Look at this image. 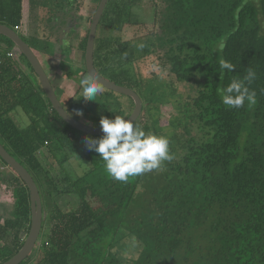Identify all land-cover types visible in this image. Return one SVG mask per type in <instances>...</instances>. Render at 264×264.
I'll return each mask as SVG.
<instances>
[{"label":"trees","instance_id":"1","mask_svg":"<svg viewBox=\"0 0 264 264\" xmlns=\"http://www.w3.org/2000/svg\"><path fill=\"white\" fill-rule=\"evenodd\" d=\"M49 1L30 0V27L31 40L52 56L54 42L78 31L77 24H68L58 12L66 5L80 11L85 0H61L40 15ZM22 2L0 0V23L16 30ZM146 4L155 30L130 40L98 37L99 28L120 32L139 24L138 9ZM55 17L62 27L51 41L49 25ZM40 31L46 33L43 38ZM88 33L89 27L78 43L80 64L56 60L68 79L78 65L81 79L88 74ZM14 48L0 34V142L30 172L43 206V238L35 256L20 264H264V0H108L97 27L95 67L140 95L142 111L134 122L167 136L174 157L127 183L113 180L99 154L87 149L85 137L100 135L77 130L60 117L27 58L7 55ZM149 57H157L178 82H197L195 93L182 98L174 83L155 70L146 75L136 70ZM221 58L235 68L221 75ZM247 68L257 74L249 85L256 104L225 106L218 90L242 78ZM102 89L97 101L87 100L79 97V85L62 104L94 126H100L101 116L129 117L133 99ZM167 103L175 112L164 125L161 106ZM23 117L29 118L24 126ZM78 144L86 150L79 174L68 168ZM13 172L14 215L0 222V264L23 246L31 225L29 188Z\"/></svg>","mask_w":264,"mask_h":264},{"label":"clouds","instance_id":"2","mask_svg":"<svg viewBox=\"0 0 264 264\" xmlns=\"http://www.w3.org/2000/svg\"><path fill=\"white\" fill-rule=\"evenodd\" d=\"M63 43L68 46L70 41L65 39ZM223 48L224 43L220 42L218 50ZM218 64L221 75L225 70L231 72L235 68L232 62L223 58L219 59ZM256 75L254 69L247 68L242 78H233L220 88L218 91L222 103L236 109L244 107L245 102L248 106L255 105L256 93L249 85ZM79 84L82 89L79 97L87 100L97 101L96 97L103 92L98 77L91 72L84 75ZM99 124L103 135L98 138L85 137L84 142L88 150L99 154L107 174L115 181L127 183L130 178L159 170L165 161L174 159L167 136L146 131L130 118L121 115H115L114 118L101 116Z\"/></svg>","mask_w":264,"mask_h":264},{"label":"water","instance_id":"3","mask_svg":"<svg viewBox=\"0 0 264 264\" xmlns=\"http://www.w3.org/2000/svg\"><path fill=\"white\" fill-rule=\"evenodd\" d=\"M108 0H100L97 9L92 17V21L89 27V33L87 38V44L85 49V68L87 72H91L95 76L98 77L100 86L113 90L114 92L124 94L130 96L134 103V109L129 117L133 121H136L140 116L143 106V101L140 95L132 88L119 85L105 77H103L96 69L94 63V49H95V40L97 27L99 25L101 16L104 12V9L107 5ZM0 34L7 36L10 38L14 44L16 45L15 54L20 56L22 53L29 63L31 67L34 69L36 76L38 77V81L40 85L50 100L52 107L56 112L63 118L65 122L70 124L77 130L85 132L87 134L92 135H100L102 136V130L100 126L89 125L79 120L73 114L68 112L63 106L62 102L58 98L54 87L42 66L39 58L31 48L30 44L25 41L21 35L14 30L13 28L0 23ZM0 157L8 164L10 168L13 169L26 183L29 188L30 193V202H31V225L30 230L25 238L23 246L19 249V251L12 256L7 261L1 264H20L27 256L31 255L33 250L37 247V242L39 236L42 231L43 224V206H42V198L40 195L39 188L25 166H23L14 156H12L6 148L0 142Z\"/></svg>","mask_w":264,"mask_h":264},{"label":"rangeland","instance_id":"4","mask_svg":"<svg viewBox=\"0 0 264 264\" xmlns=\"http://www.w3.org/2000/svg\"><path fill=\"white\" fill-rule=\"evenodd\" d=\"M59 1L61 0H50L49 2H51V6H57V3H59ZM252 2H258L259 0H249ZM57 2V3H56ZM158 2H160V0H158ZM88 6H84V10L83 13L86 15V28L85 31L83 33V37L86 35L87 29L88 27H90L91 21H92V17L94 15V12L96 11L94 8L97 5V3H99L98 0H90V2L88 1ZM139 12L138 16H139V24H134V25H126L124 26V28L122 29V31L120 32H111L107 29H105V31L103 30V32L101 31V29L99 28L98 30V37L99 36H104V35H112V36H119L121 37L122 40H130L133 39L137 36H141L144 34H147L149 32H151L152 30L156 29V24L152 19V14L150 11V8L146 5H143L140 7V9H138ZM81 11V12H82ZM78 15L80 14V12L78 11L77 13ZM60 27H62V25L57 26V27H51L52 29L49 30L51 32H53V38L51 39V41H54L56 38V34L57 32H59ZM21 29V28H20ZM18 33L22 34L20 32L19 29H16ZM48 32V30H47ZM50 32V33H51ZM23 35V34H22ZM25 37L26 41H28V43L31 45L32 48L37 49L36 46V42L34 40L29 39L27 36H23ZM39 44V43H38ZM54 46L57 47V49L55 50V54L57 58H65V60H68L70 62H74V58H73V50L68 49V50H64L63 46H60V44H58L57 42H54ZM49 57H42L40 58V62L41 64H44V69L46 70V72L48 74L49 73V65H54L56 67L55 61H53V59ZM159 60L157 57H149L148 59H142L137 63L136 66V70L141 71L143 74H150L152 73V70H155V72L157 74H159L165 81L167 82H173L174 83V87L176 88V92L182 97V98H188L190 95H193L195 93L196 90V86H198L197 82L194 83H182V82H178L173 75L169 72V68L165 67V68H161L159 65ZM79 71H77V73L73 76V79L70 78V80H65L63 78H60V76H53V83H54V88L56 90L57 96L60 99V101L62 103L67 102L68 99L74 95V93L76 92V90L79 87V82L81 80V77L78 74ZM76 82H75V81ZM203 79H199V81H202ZM123 101H127L125 98L122 99ZM174 109L173 106L170 103L164 104L161 106V113H162V123L164 125L167 124L168 122V118L170 117V114L174 113ZM22 123H20V125L24 126L25 124H27L29 122V118L27 117H23V119L21 120ZM75 151H77L74 155V158H72L70 160V164L68 165L69 170L74 172L76 171L78 174L82 173L83 170L85 169V164L82 162L83 160V152L85 153V148H83V146L81 144H78L76 149H74ZM82 152V153H80ZM63 154L60 153L58 155V157H61V155ZM51 162H54V159L50 157L49 159ZM1 161V160H0ZM2 163V161H1ZM54 165H56L55 163H53ZM3 168L2 170H4L3 172V181L0 182V218H4V217H12L13 216V206H14V200H15V192H14V187L13 184L10 182L9 178H12L14 176V172L7 166H5L3 163ZM1 165V166H2ZM1 221V220H0ZM2 222V221H1ZM24 235V234H23ZM43 238V233L40 234L39 236V241ZM125 239L122 240L121 245H125ZM36 249L33 250V252L31 253V257L33 258L36 254Z\"/></svg>","mask_w":264,"mask_h":264},{"label":"crops","instance_id":"5","mask_svg":"<svg viewBox=\"0 0 264 264\" xmlns=\"http://www.w3.org/2000/svg\"><path fill=\"white\" fill-rule=\"evenodd\" d=\"M90 2V0H85L84 1V4H83V6H82V8H81V10L79 11L80 12V14L78 15L77 13H78V10L76 9V10H73L72 9V7L71 6H69V5H66L67 7H65L64 9H63V11L61 12V11H59L58 12V15L59 16H61V17H63V18H65V19H67L68 20V24H77L78 25V31H77V33L76 34H74L72 37H69L72 33V30L71 31H69V32H67V34H66V36L64 37V39H63V41L62 42H59L58 44H60V46H63L64 47V50L63 51H65V50H68V49H71V50H73V58H74V62H70V61H68V60H65V58H57L56 57V55H54L55 54V50L57 49V47L55 46L54 47V49H53V55L52 56H47V55H45L40 49H39V47L38 46H36V48L37 49H34V48H32L33 49V51L35 52V54L37 55V57L39 58V60H40V58H42V57H49V58H52L53 59V61H55V64H56V67L54 66V65H49V73L50 74H48L47 72V75H48V77H49V79H50V81H51V83H52V85H53V87H54V83H53V76L55 77V76H57V78H58V76H60V78H63V79H65V80H70V79H68L65 75H64V71L58 66V64L56 63V60H64V61H67L68 63L70 62L71 64H80V62H81V58H82V56H81V52L79 51V48H78V43L80 42V40L81 39H83V33H84V31H85V28H86V20H87V18H86V15L83 13V11L82 10H84L83 8H84V6H87L88 8H89V6H88V3L87 2ZM50 3V4H49ZM50 6H51V2H47V4L46 5H42L41 7H40V9H39V13H40V15H43L44 13H45V11L48 9V8H50ZM82 11V12H81ZM69 16V17H68ZM30 17H31V12H30V0H23V2H22V21H21V24L19 25V26H21V29H19L20 30V32L23 34V35H25V36H27L29 39H31L32 38V35H31V27H30ZM51 19V18H50ZM49 18H44V20L43 21H45V22H48L49 20H50ZM74 21V22H73ZM73 22V23H72ZM62 23L60 22V20H59V17H55V18H52V22H51V24L49 25V27H57V26H60ZM69 27H67L66 29H68ZM70 33V34H69ZM44 34L46 35V33H43L42 31H40V34L38 35V37H40V38H43V36H44ZM65 39H68L69 41H70V43H69V45L68 46H65L64 45V40ZM39 45V44H38ZM31 46V45H30ZM51 59V60H52ZM42 66L44 67V64H42ZM79 66V68H78V70L77 71H79V69L81 68V66L80 65H78ZM46 71V70H45ZM73 79V78H72ZM75 81V80H74ZM76 82V81H75ZM54 90H55V88H54ZM55 92H56V90H55ZM57 94V93H56ZM2 165V163H1V161H0V176H1V179H0V182L1 181H3L4 179V177H3V172H4V170H2V169H4L3 168V165ZM14 215V214H13ZM13 217V216H12ZM12 217H7V218H12ZM6 217H2V218H0V220L3 222V220L5 219ZM0 221V222H1Z\"/></svg>","mask_w":264,"mask_h":264},{"label":"built area","instance_id":"6","mask_svg":"<svg viewBox=\"0 0 264 264\" xmlns=\"http://www.w3.org/2000/svg\"><path fill=\"white\" fill-rule=\"evenodd\" d=\"M20 28H21V26H16L15 29H20ZM15 50H17V49L14 48V50L8 52L7 55H8V56H14V57L18 56V55L15 54Z\"/></svg>","mask_w":264,"mask_h":264}]
</instances>
